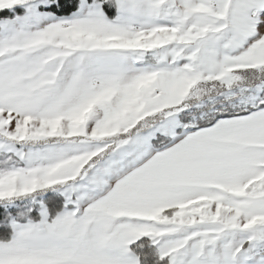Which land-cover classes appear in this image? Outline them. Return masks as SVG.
I'll use <instances>...</instances> for the list:
<instances>
[{
    "label": "snow or ice",
    "instance_id": "6c2138e0",
    "mask_svg": "<svg viewBox=\"0 0 264 264\" xmlns=\"http://www.w3.org/2000/svg\"><path fill=\"white\" fill-rule=\"evenodd\" d=\"M0 264H264V0H0Z\"/></svg>",
    "mask_w": 264,
    "mask_h": 264
}]
</instances>
